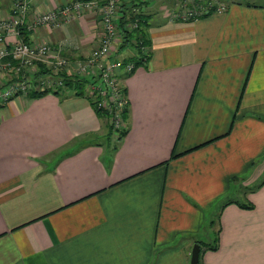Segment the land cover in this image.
Listing matches in <instances>:
<instances>
[{
    "label": "crops",
    "instance_id": "crops-1",
    "mask_svg": "<svg viewBox=\"0 0 264 264\" xmlns=\"http://www.w3.org/2000/svg\"><path fill=\"white\" fill-rule=\"evenodd\" d=\"M15 1L0 0V16ZM68 1L30 0L28 23ZM131 1L150 24V55L121 75V140L109 144L86 96L0 107V264H191L213 220L219 248L203 264H264V182L252 190L264 179V0L195 19L173 17L170 0ZM29 31L77 60L102 27L87 10Z\"/></svg>",
    "mask_w": 264,
    "mask_h": 264
},
{
    "label": "built area",
    "instance_id": "built-area-1",
    "mask_svg": "<svg viewBox=\"0 0 264 264\" xmlns=\"http://www.w3.org/2000/svg\"><path fill=\"white\" fill-rule=\"evenodd\" d=\"M126 0H69L54 9L39 13L33 22L28 23L30 0H16L13 12L0 16V75H7L6 81L0 83V107L7 104L18 95H28L34 90L54 89L64 84V75H77L87 79L89 100L96 110L116 113L126 106L125 100L114 103L123 95L125 86L121 80L123 73L131 74L136 65L132 60H126L118 53L122 42V32L119 27V17ZM217 1V2H216ZM191 0L185 5V10L179 11L176 17L195 19L227 8V3L219 0ZM192 3V4H191ZM87 10L97 11L101 18L102 33L98 46L87 56L70 60L63 53L62 45H54L49 41L26 42L17 39L13 43L8 40L10 35L20 37L22 27L31 30L34 26H45L50 29L60 27L65 21ZM143 13L141 5L136 3L133 9ZM139 21L135 19L128 28L135 29ZM136 43V41H135ZM146 45L137 50L135 57L148 53ZM48 63L51 72L36 78L38 62ZM121 113V112H120Z\"/></svg>",
    "mask_w": 264,
    "mask_h": 264
},
{
    "label": "trees",
    "instance_id": "trees-1",
    "mask_svg": "<svg viewBox=\"0 0 264 264\" xmlns=\"http://www.w3.org/2000/svg\"><path fill=\"white\" fill-rule=\"evenodd\" d=\"M136 5L135 2L131 1L129 3H126L122 6L121 14L119 17V27L122 32V42L120 43L118 47V53H121L125 48L128 46H135V48L140 52L142 45H149L150 44V36L148 32L149 25L148 21L146 19L145 14L143 13H136L133 9ZM214 9H212L210 13H213ZM206 14V15H208ZM135 19H138L139 24L138 27L135 29H129V24L134 21ZM20 38L26 42L30 41V31L26 27L21 28L20 32ZM136 41V43H135ZM150 53H146L143 56H140L139 58L132 56L126 60H132L136 67L140 65L141 63H144L149 58ZM51 69L48 68L45 64L40 63L38 66V72L36 74V78L39 76L46 75L47 73H50ZM64 84L54 88V89H44V90H34L29 92V97H40L47 93H54L59 95L61 98L68 96L69 93L78 95V96H86L88 99V93H87V79L84 77H79L77 75H64ZM91 102L93 100L91 99ZM98 113H103L106 115L105 112L101 110H97ZM102 114V115H103ZM112 127H110L111 129ZM126 134V129L122 131L119 140H121ZM116 147V146H115ZM113 147V148H115ZM264 182V179L262 183L259 184V186H256L252 190H256L258 187H260ZM241 207L251 209L254 207V204L251 202H247L244 204H240ZM214 226V222L212 221V227ZM219 235L220 230L216 231V234L213 235V240L211 242H205L202 240H197L201 244V252H200V260L199 264H203L202 262V255L206 250H217L219 248Z\"/></svg>",
    "mask_w": 264,
    "mask_h": 264
},
{
    "label": "rangeland",
    "instance_id": "rangeland-1",
    "mask_svg": "<svg viewBox=\"0 0 264 264\" xmlns=\"http://www.w3.org/2000/svg\"><path fill=\"white\" fill-rule=\"evenodd\" d=\"M199 1H200V3H205L204 1H207V0H199ZM219 1H223V2L227 3V5H228L231 0H219ZM190 2H191V0H170V3L171 4H169V5L174 4V10L171 11V15H173V17L177 16V13L179 11L185 10V8L187 7V6L185 7V5H189ZM90 11L91 12H95L96 14H98L99 18H101L100 14L97 11L89 10V12ZM66 57L69 58L70 60H75V59H73V58H71L69 56H66ZM40 63L45 64L48 68H50L49 66H51V65H49L46 62L40 61V62H38L37 67L39 66ZM57 75L58 76L59 75H66V76H68L69 74H67V72H65L64 74L57 73ZM3 78L5 79V78H8V77H3ZM121 101H124L125 104H126V106L124 107V109L123 108L122 109L119 108L118 109L119 111H117L116 113L114 112L112 114L109 111H108V113H106V111H105L106 115H104V118L107 120L109 126L112 127L111 129L109 128L110 134L108 135V139H107V141H110L109 144L112 145V146L114 144H116V142L120 138V135H121L122 131H124L126 129V127H127L126 107H127V103L128 102H127V96H126V89H124L123 95L121 94L120 99L116 100V102L114 103V105L115 104L119 105V103H117V102H121ZM242 196H243V194H242ZM213 222H214V225H216L215 224L216 220H213ZM213 227H212V240H213V235H215L216 234V231L218 230V228L216 226H215V228H213Z\"/></svg>",
    "mask_w": 264,
    "mask_h": 264
},
{
    "label": "water",
    "instance_id": "water-1",
    "mask_svg": "<svg viewBox=\"0 0 264 264\" xmlns=\"http://www.w3.org/2000/svg\"><path fill=\"white\" fill-rule=\"evenodd\" d=\"M200 252H201V244L199 242H196L192 250L191 264H199Z\"/></svg>",
    "mask_w": 264,
    "mask_h": 264
}]
</instances>
